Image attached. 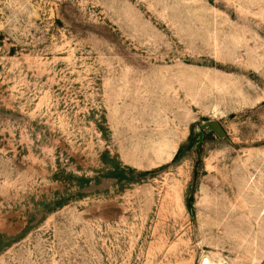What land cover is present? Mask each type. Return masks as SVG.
Listing matches in <instances>:
<instances>
[{"label":"rangeland","instance_id":"374dc122","mask_svg":"<svg viewBox=\"0 0 264 264\" xmlns=\"http://www.w3.org/2000/svg\"><path fill=\"white\" fill-rule=\"evenodd\" d=\"M264 264V0H0V264Z\"/></svg>","mask_w":264,"mask_h":264},{"label":"bare ground","instance_id":"6f19581e","mask_svg":"<svg viewBox=\"0 0 264 264\" xmlns=\"http://www.w3.org/2000/svg\"><path fill=\"white\" fill-rule=\"evenodd\" d=\"M201 264H209L207 259H204V261Z\"/></svg>","mask_w":264,"mask_h":264}]
</instances>
